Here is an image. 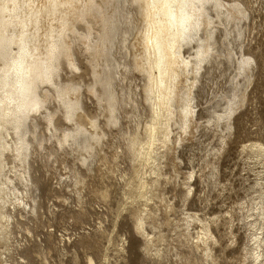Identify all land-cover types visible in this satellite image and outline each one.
Listing matches in <instances>:
<instances>
[{
  "label": "rangeland",
  "instance_id": "1",
  "mask_svg": "<svg viewBox=\"0 0 264 264\" xmlns=\"http://www.w3.org/2000/svg\"><path fill=\"white\" fill-rule=\"evenodd\" d=\"M220 1L226 7L238 3L249 18L214 17L215 54L202 65L197 82L189 74L188 86L182 85L195 84V121L182 129V117L173 109L172 149L158 143L157 164L146 168L133 164L128 147L130 138L143 136L152 122L145 74L132 67L142 50L137 30L125 41L118 36L112 49L120 122L110 125L106 102L89 91L95 81L81 43L87 27L77 23L71 39L78 68L61 63L58 81H75L82 88V118L97 122L101 140L90 150L72 140L59 145L78 121L64 118L65 106L51 91L48 104L57 129L39 112L30 166L9 153L8 177L17 191H8L4 211L10 227L7 239H1L0 264H264V258L255 262L256 252L264 254V0ZM135 7L127 0L123 15L137 24ZM99 26L92 23L91 40ZM190 45L182 49L189 58L196 42ZM241 56L254 60L247 77L239 67ZM243 92L247 100L227 120L230 100L238 101ZM8 136L12 143L14 135ZM152 168L160 171V179ZM21 172L30 174L31 182L19 180ZM140 176L150 183L147 193L137 188ZM138 217L146 221L147 236L135 231ZM205 228L212 234L209 251L200 241Z\"/></svg>",
  "mask_w": 264,
  "mask_h": 264
},
{
  "label": "bare ground",
  "instance_id": "2",
  "mask_svg": "<svg viewBox=\"0 0 264 264\" xmlns=\"http://www.w3.org/2000/svg\"><path fill=\"white\" fill-rule=\"evenodd\" d=\"M224 2L130 0V4H135L137 11L135 15L138 22L134 24L132 16L123 15L127 0H0V245L3 243L1 239L2 241L7 239L10 227L7 224L10 216L4 211L8 191L14 194L17 191V187H12L13 181L8 177L9 153H12L13 160L30 166L29 159L34 154L32 145L37 140L36 133L41 123L37 119V113L42 112L41 118L47 126L56 127L55 112L49 109L48 104L51 91L57 94L65 106L64 118L71 122L74 119L78 121L74 133H66L60 137L59 145L72 140L84 150H90L93 143L101 140V134L96 132L97 122L90 119L87 124L82 118L81 113L84 110L80 103L82 88L75 81L69 83L58 81L61 76L59 72L61 63L69 69L78 68L74 57L77 53L73 51L71 39L78 29L77 23L85 22L87 27L81 43L85 51L89 52L90 72L95 81L89 87V91L96 94L99 102H106L110 125L120 122L116 115L119 100L114 87L116 66L112 49L118 36L121 35L125 41L133 29L137 30L136 37L142 50L134 55L132 67L145 74V100L150 104L152 122L145 129L143 136L136 133L130 138L128 147L133 164L146 168L157 164L156 152L160 149L158 143L170 151L172 149L169 124L173 119V109L182 117V129H188L193 120L195 121L192 96L195 84L186 89L188 86L186 80L189 82L188 75L195 74L193 79L197 82L202 65L213 54L216 47L214 26L212 27L216 21L214 17L216 19L224 17V21L235 22L249 13H246V8L238 3L226 7ZM248 18L246 16L247 20ZM94 22L100 24L101 29L94 40H91V25ZM193 40L196 42L194 48L196 51L193 57L189 58L183 54V50L187 45L191 47L190 44L195 43ZM229 57V60H232V54ZM241 57L239 67L242 74L247 77L254 60L248 56ZM184 82L185 87L182 86ZM237 99L239 100H230L232 105L225 112L227 120L232 117L235 108L247 100L244 92ZM220 119L223 117H219ZM88 125L91 127L90 132L87 131ZM9 132L14 135L12 143L11 137L8 136ZM42 140L39 139L40 143ZM156 168H152L151 172L160 179V171ZM139 172L140 170L135 173L140 175ZM17 177L22 182H31L29 180L31 176L27 172H21ZM152 182L158 183V180ZM150 187L149 181L140 176L137 188L147 193ZM140 196L145 200L144 193ZM141 217L136 219L135 231L144 236L147 234L146 221ZM209 229H204L200 240L206 251H209L208 241L212 239ZM258 240L260 244L261 240ZM260 245L257 246L259 250ZM262 252H256L255 262L258 263L264 258Z\"/></svg>",
  "mask_w": 264,
  "mask_h": 264
}]
</instances>
